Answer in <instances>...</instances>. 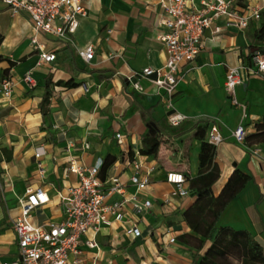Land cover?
I'll return each mask as SVG.
<instances>
[{
  "label": "crops",
  "instance_id": "0c3cea01",
  "mask_svg": "<svg viewBox=\"0 0 264 264\" xmlns=\"http://www.w3.org/2000/svg\"><path fill=\"white\" fill-rule=\"evenodd\" d=\"M84 5L88 17L80 20L68 40L37 35L44 51L56 56L52 63H40V52L31 42L29 14L14 16L0 2V264L19 254L13 221L28 188H42L49 197L34 211L32 223L61 222L60 195L80 185L70 165L87 170L107 158L111 164L98 174L104 190L113 179L124 186V194H113L109 201L136 195L139 203L151 201V207L135 213L128 203L123 220L102 227L96 235L89 233L99 247L82 246V264H197L210 244L199 249L192 237L203 238L185 220L197 198L178 195L167 175L182 174L183 187L191 192L190 180L207 172L200 167L201 122L207 124L206 141L212 127L223 138L216 146L214 164L220 175L213 195L221 193L234 171L249 177L221 213L217 227L249 232L264 253V79L253 74L251 60L254 51L264 53V40L257 38L264 0H238L241 9L260 10V19L251 20L245 29L226 27L220 19L205 31L195 61L181 65L170 106L153 82L139 79L143 90L138 91L129 81L134 72L166 61V49L158 39L163 30L158 26L157 0H84ZM87 46L94 48L89 62L79 55ZM229 68L242 77L236 95L245 110L229 98ZM29 73L36 80L34 88L23 80ZM4 78L13 82L9 97L3 94ZM174 116L183 119L173 123ZM239 125L249 136L244 145L233 136ZM149 126L156 130L159 147L156 154L143 155L142 138ZM37 151L40 158L35 157ZM134 162L140 164L139 176L149 180L144 190L131 183ZM133 226L141 230L140 237L126 235ZM187 235L192 237L181 238Z\"/></svg>",
  "mask_w": 264,
  "mask_h": 264
},
{
  "label": "built area",
  "instance_id": "2783aa9c",
  "mask_svg": "<svg viewBox=\"0 0 264 264\" xmlns=\"http://www.w3.org/2000/svg\"><path fill=\"white\" fill-rule=\"evenodd\" d=\"M0 2L6 4L14 16L21 12L29 14L34 29L31 42L40 52V63H52L56 56L54 53L44 51L37 35L45 33L68 40L69 36L76 33L80 20L87 18L89 14L84 0H0ZM157 2L161 9L158 26L163 30L158 39L166 49V61L161 67H147L134 72L129 81L138 91L143 90L139 79L144 78L153 82L167 95L169 101L167 106L171 105V99L177 92L181 65L195 61L203 47L204 34L208 28L216 21L225 19L226 27L241 30L245 29L251 20H259L261 16L258 8L246 6L241 9L238 0H157ZM219 31L220 27H216L215 32ZM79 55L89 62L94 57V48L87 46L79 49ZM251 60L256 67L253 74L264 79V53L254 51ZM23 80L30 88L36 86V80L31 73L26 74ZM241 84L242 77L239 71L236 68H229L225 78L229 98L235 107L245 110V106L236 95V89ZM1 86L3 94L6 97L11 96L12 80L4 78ZM181 119L182 116H174L172 122L177 123ZM233 136L236 142L244 145L246 128L243 125L237 126ZM116 137L121 139L122 136L117 134ZM222 140L217 127H212L208 133V142L217 146ZM85 148L88 149L89 145L85 144ZM40 156L41 153L37 151L35 157ZM102 165L101 159L87 170L75 166L74 163L70 165L69 171L78 175L80 185L71 187L65 195H60L63 213L61 222L50 221L41 225L32 223L34 211L48 203L49 197L42 188H28L25 197L19 200L20 213L13 221L19 254L11 261L1 264H82V246L89 249L99 247L97 239L88 237L89 233L93 232L96 235L102 227L123 220L124 208L128 203L132 204L135 213H142L151 207V201L139 203L136 195L123 200L109 201L113 194H124V186L113 179L108 190H104L103 183L98 178ZM133 166L136 173L131 176V183L137 190H144L149 180L139 176V163L134 162ZM167 181L176 185L178 195H191V192L183 187L186 178L182 174L169 173ZM125 233L133 237L142 235L137 226L127 228ZM173 241L174 239H171V242Z\"/></svg>",
  "mask_w": 264,
  "mask_h": 264
},
{
  "label": "trees",
  "instance_id": "16d2710c",
  "mask_svg": "<svg viewBox=\"0 0 264 264\" xmlns=\"http://www.w3.org/2000/svg\"><path fill=\"white\" fill-rule=\"evenodd\" d=\"M264 19V16H263ZM258 40H264V21L257 32ZM1 42V37H0ZM206 122L199 125L198 139L201 141L200 167L207 172L190 180L192 196L196 197L194 206L186 212L185 220L193 232L203 239L192 237L199 249L209 242L205 254L197 264H264V253L261 245L247 231H235L226 227H217V221L228 204L244 188L249 177L236 170L229 178L221 193L215 197L212 186L218 180L220 172L214 164L216 146L206 141ZM249 136H246V141ZM143 155H154L158 151L159 140L156 130L149 126L142 138ZM109 159V158H107ZM104 160L100 173H103L112 160Z\"/></svg>",
  "mask_w": 264,
  "mask_h": 264
}]
</instances>
